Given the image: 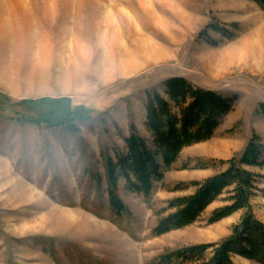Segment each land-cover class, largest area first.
I'll return each instance as SVG.
<instances>
[{
  "label": "rangeland",
  "instance_id": "obj_1",
  "mask_svg": "<svg viewBox=\"0 0 264 264\" xmlns=\"http://www.w3.org/2000/svg\"><path fill=\"white\" fill-rule=\"evenodd\" d=\"M174 78L237 102L149 199L120 180L127 212L118 215L106 158L127 151L132 128L149 138V97ZM63 98L91 116L76 132L22 120L40 112L23 102ZM262 104L264 6L252 0H0V264H157L169 251L220 243L244 215L209 225L221 199L192 226L153 230L170 201L195 193L192 182L225 171L254 136L264 144ZM253 171L251 209L264 224V167Z\"/></svg>",
  "mask_w": 264,
  "mask_h": 264
},
{
  "label": "trees",
  "instance_id": "obj_2",
  "mask_svg": "<svg viewBox=\"0 0 264 264\" xmlns=\"http://www.w3.org/2000/svg\"><path fill=\"white\" fill-rule=\"evenodd\" d=\"M252 1L264 6V0ZM236 102V97L198 89L183 78L169 80L164 95H150L146 108L149 138L132 128L125 140L127 151L118 154L116 159L111 156L106 158L111 208L118 215L127 212L118 193L120 180L125 181L129 192L149 199L155 183L164 181L165 170L173 167L182 150L212 139ZM22 105L40 108L37 117L27 115L22 118L35 125L61 127L76 132L79 122L91 118L84 108L72 109L70 100L66 98L45 99L39 103L26 101ZM258 113L264 118V104ZM226 163L228 167L225 171L204 181L192 182L190 185L196 188L194 194L170 201L163 210L167 215L158 221L153 233L161 236L192 226L218 199L222 200L224 206L213 211L209 225L243 211L241 221L234 225L232 234L220 243L169 251L157 259V264H235L233 257L236 255L264 264V224L256 219L251 209V201L261 177L253 169L264 167L261 138L254 136L239 159L234 158ZM184 187L182 184L176 189L183 190ZM224 195L226 197L221 198Z\"/></svg>",
  "mask_w": 264,
  "mask_h": 264
},
{
  "label": "bare ground",
  "instance_id": "obj_3",
  "mask_svg": "<svg viewBox=\"0 0 264 264\" xmlns=\"http://www.w3.org/2000/svg\"><path fill=\"white\" fill-rule=\"evenodd\" d=\"M22 5V4H21ZM22 10V9H21ZM24 12V11H23Z\"/></svg>",
  "mask_w": 264,
  "mask_h": 264
}]
</instances>
